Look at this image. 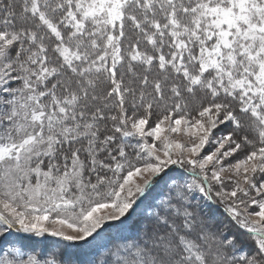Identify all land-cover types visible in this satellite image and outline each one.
Listing matches in <instances>:
<instances>
[{
  "label": "snow or ice",
  "instance_id": "obj_1",
  "mask_svg": "<svg viewBox=\"0 0 264 264\" xmlns=\"http://www.w3.org/2000/svg\"><path fill=\"white\" fill-rule=\"evenodd\" d=\"M0 264H264V0H0Z\"/></svg>",
  "mask_w": 264,
  "mask_h": 264
}]
</instances>
